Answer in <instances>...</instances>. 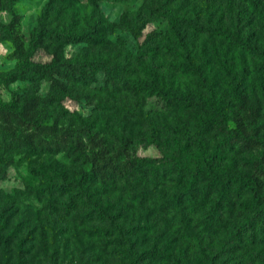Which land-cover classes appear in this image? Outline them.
<instances>
[{"label":"rangeland","instance_id":"374dc122","mask_svg":"<svg viewBox=\"0 0 264 264\" xmlns=\"http://www.w3.org/2000/svg\"><path fill=\"white\" fill-rule=\"evenodd\" d=\"M43 23L96 27L101 42L56 40ZM186 52L203 77L181 68ZM66 58L95 77L56 66ZM13 103L21 114L2 110ZM222 118L264 136V0H0V264H264V146L230 144ZM206 152L215 170L194 175L189 158ZM98 166L116 181L88 188L112 224L70 207L76 191L47 190Z\"/></svg>","mask_w":264,"mask_h":264},{"label":"trees","instance_id":"16d2710c","mask_svg":"<svg viewBox=\"0 0 264 264\" xmlns=\"http://www.w3.org/2000/svg\"><path fill=\"white\" fill-rule=\"evenodd\" d=\"M94 4L97 5L96 2H94ZM172 17L174 19H177V21L179 22L182 21L190 25H193L200 31L209 32L212 30V28L209 25L200 23L195 19L187 18L184 16L180 17V15L178 14H173ZM40 30L44 31V33L48 37H55L56 40H59V39L60 40L62 39L65 41L83 40V41H86L94 45L99 44L101 42L100 30L96 27L91 28V30L89 31H83L82 33H79V34H75L72 32H69L66 34L64 32L50 30L47 28L46 24L43 23V26ZM220 33L228 37L230 41L234 43L235 45L245 48L247 50H251V51L254 50L252 46L243 42L237 37L223 33V32H220ZM182 57H183V61L181 64L182 66L181 68L184 71L194 73L200 77H203L204 75L203 68L200 65L196 64L193 57L188 52L184 53ZM55 64L56 66H63L64 68H72V69L79 71L77 80H80V81H83V79H85L84 77L85 73L90 70H91L90 72L91 77H95L94 69L96 68V66L93 63L81 62L78 60L66 58V59L56 61ZM50 71H53V69L51 68ZM171 93L173 94V99H174L173 101L177 104H180V102L182 105H190V104L195 103V99H192L189 96H179L178 94H176V92H173V91H171ZM2 110L8 111V112L14 111L17 114H21L20 113L21 107L17 106V103H13L10 106L8 105L3 106ZM219 123H220L219 124L220 131H222L227 136V139L230 144L241 143L243 146H249L251 143H258L264 146V136L257 135L255 133L246 134L243 131H236L228 126L226 118H222ZM152 142L158 148H161V145L158 140L153 138ZM78 156L81 157L83 161L86 160L87 158L86 155L83 154V152L81 151H79ZM179 156H180V152L175 154L174 152L172 153V151L168 150L167 152H165L164 150L163 156L159 158V161L162 164L168 166L169 168L173 166L175 168L178 167L180 169ZM255 164H256L257 169L264 173V161L262 159H257L255 161ZM104 165L106 166L108 164L105 163ZM186 166H188V168L192 166V168L195 169L193 174L199 176V175H203L204 173H212L216 168V162L213 156H210L207 152L197 153L193 157L189 158V161ZM75 174L76 173H74V175H70L69 173L66 172L65 169L62 170L59 176V180L58 181L53 180V182H51L49 186L47 187L48 194L52 195V190H55L60 194L65 191L74 190L76 191V194L70 195L68 199V205L70 207L75 206L76 204L75 199L80 200L82 203H85L87 206L92 207V209H95L99 218L104 219L105 221H108L109 224H112L114 217L109 216L101 208L98 207L97 202L92 199V194L89 191L88 185L92 183L95 184L96 181H98V179L100 178V175L103 176V178H106L107 180L112 178L111 182L115 183L116 181V179L114 178L115 175L111 172L106 171L104 167H100V166L93 167V169H91L90 172L83 173L80 176H77ZM251 184H252L251 190H252L254 197L260 198L261 194L259 193L258 185L256 184L255 181L251 182ZM259 219H261V215L257 218H254V220H250V224L257 222ZM154 254L163 256V252L159 250H156Z\"/></svg>","mask_w":264,"mask_h":264}]
</instances>
